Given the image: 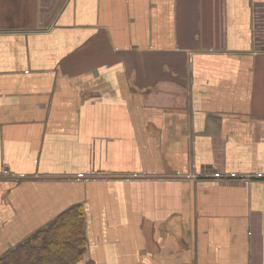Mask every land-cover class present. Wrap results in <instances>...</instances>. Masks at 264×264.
Segmentation results:
<instances>
[{"label":"crops","instance_id":"1","mask_svg":"<svg viewBox=\"0 0 264 264\" xmlns=\"http://www.w3.org/2000/svg\"><path fill=\"white\" fill-rule=\"evenodd\" d=\"M77 205L80 264H264V0H0V257Z\"/></svg>","mask_w":264,"mask_h":264},{"label":"trees","instance_id":"2","mask_svg":"<svg viewBox=\"0 0 264 264\" xmlns=\"http://www.w3.org/2000/svg\"><path fill=\"white\" fill-rule=\"evenodd\" d=\"M85 249L84 215L77 205L2 255L0 264H80Z\"/></svg>","mask_w":264,"mask_h":264},{"label":"built area","instance_id":"3","mask_svg":"<svg viewBox=\"0 0 264 264\" xmlns=\"http://www.w3.org/2000/svg\"><path fill=\"white\" fill-rule=\"evenodd\" d=\"M1 174L2 175H4V176H8V175H10V173H9V171L8 170H3L2 172H1ZM14 247H12V249H13Z\"/></svg>","mask_w":264,"mask_h":264}]
</instances>
